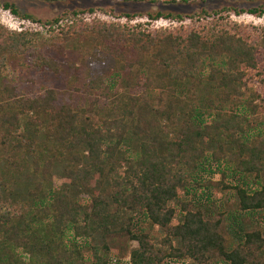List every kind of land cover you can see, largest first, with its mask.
Segmentation results:
<instances>
[{"label":"trees","instance_id":"obj_1","mask_svg":"<svg viewBox=\"0 0 264 264\" xmlns=\"http://www.w3.org/2000/svg\"><path fill=\"white\" fill-rule=\"evenodd\" d=\"M0 7L38 26L0 23V69L22 55L26 68L56 73L49 51L76 35L82 42L70 44L88 53L82 61L106 68L89 71L81 92L100 95L114 69L125 72L120 92L84 106L58 103L50 88L0 86V175L18 178L28 153L30 173L56 170L61 180L18 199L0 179V264H83L86 243L89 264H113L111 233L137 244L123 264H264V26L230 20L264 15L263 3L73 9L43 21L10 2ZM95 11L106 18L84 17ZM159 19L175 25L150 26ZM19 116L29 122L16 132Z\"/></svg>","mask_w":264,"mask_h":264},{"label":"rangeland","instance_id":"obj_2","mask_svg":"<svg viewBox=\"0 0 264 264\" xmlns=\"http://www.w3.org/2000/svg\"><path fill=\"white\" fill-rule=\"evenodd\" d=\"M2 2H10L14 4L19 13H27L35 19H39L42 21L59 15L62 11H71L73 9L100 8L105 10L112 9L116 12L135 11L141 13L160 10L162 12L171 13H191L201 7H204L207 10H211L217 9L218 7L223 5H231L237 8L242 7L245 9L258 3L264 4V0H187L186 2L176 0V2L169 4H163L161 2H158L156 4H148L142 2H124L120 0H0V3ZM92 16L98 17L100 19L106 18L104 14L98 11H95L94 13L89 15H84L86 19L91 18ZM21 20L22 19L19 20L18 18L13 16L8 10L0 7V23L7 29L18 30L19 28H22V26L29 28H38L37 24L26 20H22L24 23L21 26L19 22ZM140 20L145 21L146 19L142 18ZM230 20L241 22L244 24L264 26V15L255 17L247 13H242L238 16L231 14ZM169 25L173 26L175 25V23H168L166 20L162 19L152 21L150 23V26L153 27H164ZM75 41H81V38L79 36L73 35L71 36L69 41L65 42V44L62 43V45L59 46V49H56V47H52L49 51L50 56L54 58L60 65L59 70L56 73L46 71L35 72L32 69H28L24 66L22 55H13V57L9 59L8 64L0 69V86L3 82H9L16 90L20 92L22 90L30 91V89H32L35 90L36 93H40L44 89L50 88L55 92L58 103L72 102L76 105L83 106L88 104V102L92 101L96 97L100 100L105 101L108 96L111 97L112 93H117L118 91L120 92V81L118 75L124 76L125 72H120L119 70L115 69L112 72H117V76L115 74L110 75L112 72L109 74L110 76L106 79L107 89H102L100 95L96 93L88 95L81 92L85 88L89 71L91 73H96L105 70L106 68L105 66L101 65L103 64L102 61H100L99 63H92L90 64V67L89 64H85L88 63L87 60L86 62L82 60L84 58V55L86 56L88 55V53L85 50H82V52L75 49L74 46H71L70 43H73ZM115 49L117 50L121 58H128L130 56L128 55L130 53L129 50L125 48L121 49L119 47H116ZM102 54L105 56L108 55L104 53ZM34 95L35 94H29L30 97ZM262 120L264 121V118H262ZM27 122H29V120L27 121L25 118H21L19 116V121L17 122L16 126H12L11 129L15 130L16 132L18 130L21 131L22 129H25ZM28 133L31 134V131H29ZM37 141H40L39 137H37ZM24 156L25 159H21V162L15 167L18 171H20L18 178L10 179V176L8 177L5 172L0 175V179H7L9 184V186H7L12 190H15V196L17 195L16 198L22 199V197L26 193L25 189L33 191L35 185L38 183L42 184L44 188H47L49 185L52 186V184L55 186L61 185V180L58 178L56 170H53L52 174H49V177H43L39 174L30 173L27 169V166H29L31 158L28 153H25ZM26 199L29 200V197H26ZM4 208L6 207H3L2 211H4ZM151 230V233H153L152 239L157 240L159 231L155 229ZM111 235H113V233H111ZM111 235H107L108 237L104 239V244L108 247L107 255L109 256L113 264H123L126 260V252H128V249L135 248L137 244L134 240H131L128 242L127 247L124 243V236H120L115 233L114 235H116V237L115 239H112L110 237ZM65 238L67 239V241H69H66V243L67 245H70V248L72 244L70 242L71 237L69 235V232L65 233ZM65 238L63 239V241L65 240ZM96 241L97 246H99L103 242V239L99 240L96 238ZM77 245H82V242L77 243ZM89 245L86 243V245L80 247L81 254L83 256V260L81 261L83 264H89V261L87 259L89 257V249H87V247L89 248Z\"/></svg>","mask_w":264,"mask_h":264}]
</instances>
